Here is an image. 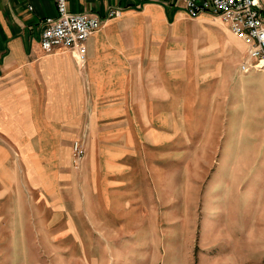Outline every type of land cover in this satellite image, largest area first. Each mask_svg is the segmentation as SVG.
Returning <instances> with one entry per match:
<instances>
[{"label": "rangeland", "instance_id": "374dc122", "mask_svg": "<svg viewBox=\"0 0 264 264\" xmlns=\"http://www.w3.org/2000/svg\"><path fill=\"white\" fill-rule=\"evenodd\" d=\"M120 20L95 70L61 48L42 53L73 72L0 78V264H264V70L240 71L219 18L176 33L141 12L132 28L164 37L128 69Z\"/></svg>", "mask_w": 264, "mask_h": 264}, {"label": "crops", "instance_id": "0c3cea01", "mask_svg": "<svg viewBox=\"0 0 264 264\" xmlns=\"http://www.w3.org/2000/svg\"><path fill=\"white\" fill-rule=\"evenodd\" d=\"M65 1L67 10L70 13H86L99 17L103 19L102 24L107 21V25L109 26L105 31L112 29L110 26L115 23H110V21L114 19H121L120 21L124 23V26L127 24V46L123 48L127 54L128 69L152 68L148 67L147 64L148 62H158V58L154 57L155 53L153 50L157 47L158 38L164 37L161 30L132 28L130 24L133 23L132 17L134 13H143L146 19L144 22L150 25L157 21L172 23L176 33L185 32L189 29V24L183 20L185 14L176 0ZM111 10H119L121 12L120 16L106 19L108 12ZM55 15V0H0V78H9V75H16L24 70L30 73L35 63L46 65L58 61L60 64L65 65L64 68L66 70L70 72L74 71L69 55L55 53L54 56H45L42 53L44 51L39 44L42 21L45 17H54ZM93 34L85 41V64L89 61V70L97 69L96 60L99 54H101L106 40L103 38V33L102 35L99 33ZM111 34L105 36H108L110 40L111 37L119 35L118 32ZM132 62L134 66L130 67L129 64ZM253 76V73H250L248 78H246L249 80ZM26 81H28V78ZM16 86H21V84H17ZM151 222L154 224L155 229H157L158 220L155 219V216H145L139 220L129 222L127 224L128 235H132L131 231H143L146 224ZM149 247L150 245L142 244L141 250H147Z\"/></svg>", "mask_w": 264, "mask_h": 264}, {"label": "built area", "instance_id": "2783aa9c", "mask_svg": "<svg viewBox=\"0 0 264 264\" xmlns=\"http://www.w3.org/2000/svg\"><path fill=\"white\" fill-rule=\"evenodd\" d=\"M189 18L209 15L219 18L230 33L244 47L240 71L249 73L264 70V0H176ZM56 15L45 17L39 37L41 49L52 52L56 49L71 50L80 65L85 64V41L96 32L103 19L86 14L70 13L65 0H55ZM31 9V8H30ZM119 10L108 12L106 19L119 17ZM80 158L82 151L74 145Z\"/></svg>", "mask_w": 264, "mask_h": 264}, {"label": "bare ground", "instance_id": "6f19581e", "mask_svg": "<svg viewBox=\"0 0 264 264\" xmlns=\"http://www.w3.org/2000/svg\"><path fill=\"white\" fill-rule=\"evenodd\" d=\"M95 33V32H94Z\"/></svg>", "mask_w": 264, "mask_h": 264}]
</instances>
